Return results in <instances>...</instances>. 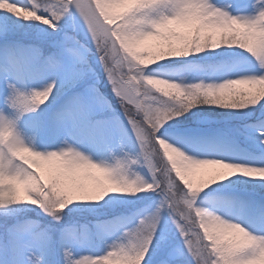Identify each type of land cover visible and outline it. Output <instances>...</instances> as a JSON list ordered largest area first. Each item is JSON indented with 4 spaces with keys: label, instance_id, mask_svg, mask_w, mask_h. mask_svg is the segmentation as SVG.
Instances as JSON below:
<instances>
[{
    "label": "snow or ice",
    "instance_id": "obj_1",
    "mask_svg": "<svg viewBox=\"0 0 264 264\" xmlns=\"http://www.w3.org/2000/svg\"><path fill=\"white\" fill-rule=\"evenodd\" d=\"M0 264H264V0H0Z\"/></svg>",
    "mask_w": 264,
    "mask_h": 264
}]
</instances>
